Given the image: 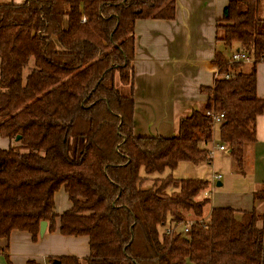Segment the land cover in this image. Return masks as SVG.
<instances>
[{"label":"trees","instance_id":"obj_1","mask_svg":"<svg viewBox=\"0 0 264 264\" xmlns=\"http://www.w3.org/2000/svg\"><path fill=\"white\" fill-rule=\"evenodd\" d=\"M148 18L173 20L174 0L0 3V137L20 138L0 149V238L18 230L36 242L45 221L49 233L58 225L60 235L87 237L89 245L86 257L47 264H264V212L237 218L217 207L207 215L209 199L199 196L208 180L161 177L182 162L210 161L215 132L242 169L264 115L255 82L264 0L229 1L218 26L223 50L213 59L218 75L202 89L208 99L172 137L134 135V26ZM234 46L250 56L248 70L229 62ZM208 110L223 115L221 124ZM61 187L71 208L57 215ZM253 197L264 201V184ZM192 217L187 237L164 233Z\"/></svg>","mask_w":264,"mask_h":264},{"label":"crops","instance_id":"obj_2","mask_svg":"<svg viewBox=\"0 0 264 264\" xmlns=\"http://www.w3.org/2000/svg\"><path fill=\"white\" fill-rule=\"evenodd\" d=\"M24 1L11 2L19 4ZM229 1L174 0L173 20L148 18L135 22L132 85L135 136L172 137L177 133L182 117L203 108L208 96L202 89L212 88L218 75L213 59L217 51L223 50L218 40L222 37V30L218 26H223L220 20ZM233 50L238 48L234 46ZM230 53L226 54L228 59ZM249 67L250 63H245L243 69L248 70ZM255 82L257 97L264 99V61L256 66ZM15 145L14 140L0 137V149ZM218 145L215 132L209 149L215 153ZM222 154L230 173L226 184L231 181L232 184L240 176L247 177L249 183L245 190L226 185L225 191L216 193L215 186L224 189L223 179L214 181L210 178L216 183L215 186H210L212 182H209L204 195L199 196V199H209L206 214L217 207L234 209L237 218L240 213L253 209L263 213L264 201H255L253 194L264 184V115L256 119L255 142L245 148L241 170L233 164L228 154ZM213 159L205 163H213ZM53 199L57 215L71 208L63 187L54 194ZM4 249L11 264H26L29 260L47 264L50 257L89 255L87 237L62 236L58 232V225L53 233L48 232L47 226L44 235L36 242L30 234L18 230H13L8 238H0V264H7L4 252H1Z\"/></svg>","mask_w":264,"mask_h":264},{"label":"rangeland","instance_id":"obj_3","mask_svg":"<svg viewBox=\"0 0 264 264\" xmlns=\"http://www.w3.org/2000/svg\"><path fill=\"white\" fill-rule=\"evenodd\" d=\"M12 0H0V3H9L11 2ZM28 70V68H27ZM217 126V125H215ZM222 153L220 152H215L213 154V163L212 162H209V163H203L201 165H192L190 163H187V162H182L180 163L174 170H164V172L161 174V177H165L167 175H171L172 178L176 179V180H208L209 182H212L210 183L211 185L210 186H215L216 183H214L212 180L213 176L215 174H220L221 178L223 179V182H224V189H221V188H217L215 186V192L218 193V192H222L223 190L225 191L226 189V185L227 187L229 188H234V189H240V190H245V187L247 188V185H248V179L247 177H238L237 178V181H233V183L231 184V182H229L228 184H226L225 180L228 178L229 176V171L226 169V163H225V160L223 159L222 157ZM225 156V155H223ZM230 164H231V161H230ZM211 178V180H210ZM149 186L148 184L145 185V187ZM204 192L203 191L200 196L202 197L204 195ZM213 198V196H212ZM54 211H55V208H54ZM205 220H208V216H205L204 217ZM192 220H196V219H193L192 218H189V219H186L185 221H192ZM178 230H181L183 228L182 225L178 226L177 227ZM185 264H193L191 263L190 261H186Z\"/></svg>","mask_w":264,"mask_h":264},{"label":"built area","instance_id":"obj_4","mask_svg":"<svg viewBox=\"0 0 264 264\" xmlns=\"http://www.w3.org/2000/svg\"><path fill=\"white\" fill-rule=\"evenodd\" d=\"M229 62L230 63H244V64L245 63H251V58L244 51L233 50L230 53ZM205 115L208 116L211 119V122H212L213 125H219V124H221V122L223 120V115L222 114H216L212 110L205 111ZM216 149L219 152L228 154L227 148L225 146L221 145V144H219L216 147ZM213 153H214V150L211 149L209 151V154H208V160L212 159ZM220 178H221V176L218 175V174H215L213 176L214 181H218V180H220ZM194 223H195L194 221L186 222L185 226H183V228L181 230H178V229L174 230L173 227H167L165 229L164 233L166 235H170V234H172L175 231V232H177L178 235H182V236L187 237L189 235L190 229L194 225Z\"/></svg>","mask_w":264,"mask_h":264},{"label":"water","instance_id":"obj_5","mask_svg":"<svg viewBox=\"0 0 264 264\" xmlns=\"http://www.w3.org/2000/svg\"><path fill=\"white\" fill-rule=\"evenodd\" d=\"M19 139H20L19 137H16L15 142H17ZM46 227H47V223L45 221L40 222L39 232H38L39 237H42L44 235Z\"/></svg>","mask_w":264,"mask_h":264}]
</instances>
